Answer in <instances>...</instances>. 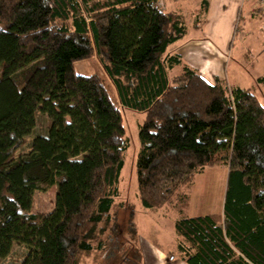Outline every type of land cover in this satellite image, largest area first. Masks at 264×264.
Returning <instances> with one entry per match:
<instances>
[{
  "label": "trees",
  "instance_id": "16d2710c",
  "mask_svg": "<svg viewBox=\"0 0 264 264\" xmlns=\"http://www.w3.org/2000/svg\"><path fill=\"white\" fill-rule=\"evenodd\" d=\"M160 1L0 0V263L14 245L24 249L16 264H98L112 253L126 109L144 114L143 208L168 206L206 167L227 168L222 213L175 222L180 259L264 264V105L168 54L188 26ZM207 8L201 0L197 17ZM92 59L101 72L75 73ZM255 83L264 94V75ZM36 114L46 133L22 154ZM51 188L52 210L31 212L33 194Z\"/></svg>",
  "mask_w": 264,
  "mask_h": 264
},
{
  "label": "rangeland",
  "instance_id": "374dc122",
  "mask_svg": "<svg viewBox=\"0 0 264 264\" xmlns=\"http://www.w3.org/2000/svg\"><path fill=\"white\" fill-rule=\"evenodd\" d=\"M199 1L201 2V0H161L159 6L169 10L168 4L171 5L173 2L181 8L184 7L187 10L186 19L192 22L195 16L190 9L197 6ZM253 2L256 6L254 0ZM189 12L191 15L188 14ZM241 21L239 25L238 23L234 25L235 33L231 40L229 55L225 54L219 66L215 65L216 63L211 64L210 69L213 71L216 67L220 68L222 77L219 79L226 84L227 90L234 87L248 89L264 105L263 90L255 83L256 78L264 75V13L254 9L252 13L249 11L247 15L242 16ZM187 26L189 37L195 32L190 25ZM182 63L183 66L200 75V70L196 68L198 62L193 63L192 67ZM73 68L78 75H90L97 69L101 72L96 59L76 62ZM180 72L179 67L170 71V75H177ZM216 78H212V83L216 82ZM121 118L129 145L124 152V165L119 180V198L116 203L120 207L114 210L118 218L119 236L110 240L108 253H112L98 264H185L176 250L179 238L174 232V224L184 217L211 212L215 215L221 214L219 208L226 188L227 168L219 165L206 167L196 175L191 185L181 191V198H176L171 204L160 209H145L137 197L135 176V161L139 149L138 125L143 120L144 114L121 109ZM48 124L49 120L46 116L36 114L35 126L26 137L25 144L19 150L20 153L28 152L31 139L45 134ZM54 201L55 188L45 192L36 191L33 194L31 212L48 213L52 210ZM23 251L22 246L14 245L10 254L0 264H16Z\"/></svg>",
  "mask_w": 264,
  "mask_h": 264
},
{
  "label": "crops",
  "instance_id": "0c3cea01",
  "mask_svg": "<svg viewBox=\"0 0 264 264\" xmlns=\"http://www.w3.org/2000/svg\"><path fill=\"white\" fill-rule=\"evenodd\" d=\"M253 5V0H208L206 13L198 18L199 1L197 6L190 9V12L194 13L195 20L189 22L185 17V11L187 10L184 7L181 8L173 2L171 5L168 4L169 10L178 12L185 17L187 25H190L195 33L189 37L186 35L183 39L170 45L166 52L179 55L182 62L190 67L193 66V63L198 62L197 67L194 66L200 70V76L212 84V78H221L222 71L219 67L211 71V64L216 63L215 65L219 66V63L223 62L225 54L229 55L231 40L235 33L234 25L237 23L239 25L242 22L241 17L247 15L249 11L252 13L254 9L259 10L255 5L253 9ZM190 12L189 15H191ZM213 206L211 207L213 208ZM222 207L223 202L220 203L219 208L221 213ZM209 214H212V212Z\"/></svg>",
  "mask_w": 264,
  "mask_h": 264
},
{
  "label": "built area",
  "instance_id": "2783aa9c",
  "mask_svg": "<svg viewBox=\"0 0 264 264\" xmlns=\"http://www.w3.org/2000/svg\"><path fill=\"white\" fill-rule=\"evenodd\" d=\"M261 13H264V0H254Z\"/></svg>",
  "mask_w": 264,
  "mask_h": 264
}]
</instances>
